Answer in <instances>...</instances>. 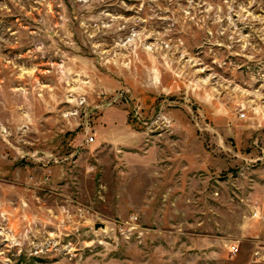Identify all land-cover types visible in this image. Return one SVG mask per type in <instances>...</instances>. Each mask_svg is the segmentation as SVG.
Wrapping results in <instances>:
<instances>
[{
	"label": "rangeland",
	"instance_id": "1",
	"mask_svg": "<svg viewBox=\"0 0 264 264\" xmlns=\"http://www.w3.org/2000/svg\"><path fill=\"white\" fill-rule=\"evenodd\" d=\"M0 264H264V0H0Z\"/></svg>",
	"mask_w": 264,
	"mask_h": 264
},
{
	"label": "built area",
	"instance_id": "2",
	"mask_svg": "<svg viewBox=\"0 0 264 264\" xmlns=\"http://www.w3.org/2000/svg\"><path fill=\"white\" fill-rule=\"evenodd\" d=\"M240 116H241V117H245V116H246V112L244 111V109H242V110L240 111ZM90 140H93V137H91ZM231 252H233L234 254H236L237 252H239V247H238L237 245H233V246L231 247ZM257 254H258V253H257Z\"/></svg>",
	"mask_w": 264,
	"mask_h": 264
}]
</instances>
